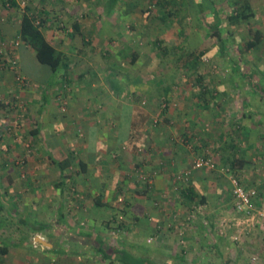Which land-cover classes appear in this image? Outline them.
Returning <instances> with one entry per match:
<instances>
[{
    "label": "rangeland",
    "instance_id": "obj_1",
    "mask_svg": "<svg viewBox=\"0 0 264 264\" xmlns=\"http://www.w3.org/2000/svg\"><path fill=\"white\" fill-rule=\"evenodd\" d=\"M18 1L20 10L17 7L4 5L0 0V100L7 103L6 110L0 109V240L15 242L10 246L12 255L5 257L0 254V264H20L25 262L26 257L30 258L29 255L32 256L30 259H34L36 254L27 248L25 240H31V243L36 244L37 242L32 238L37 230L49 235L52 229V226L43 225L41 226L43 230L36 229L32 221L34 217L32 213L35 212L27 208L42 197L40 193L34 191L36 186L30 183L38 182L34 172L38 166L49 163L41 162L49 149L29 133L31 125L40 119L38 111H35V104L30 103L31 99L35 101V98H38L37 107H40L41 103H45L42 96L49 95L51 101L45 109L50 107L58 116L63 115L64 124L68 123L72 132L82 140L86 136L83 128L87 122L96 121L100 127H106L107 139L113 140L117 136L123 143L121 145L125 143L116 152H109L108 155L115 160L120 157L125 163L127 161L125 157L130 154L126 150L127 145L132 143L130 138L132 131L129 133V129L133 127V123L131 118L127 117L129 106H137L139 110L136 119L140 129H136V123L133 130H135V140L140 139V143L146 140L149 134L150 137L155 138V141H161L165 137L162 136L163 133H168L172 141L188 143L187 137L183 135L184 130L178 129L174 132L167 130V132L161 131L160 126L171 127L172 120L184 122L183 119L188 117L187 114L206 112L204 110L215 107L219 100V105H222L225 101L221 99L223 93L231 96V100H226L230 106L264 110V93H256L252 89L250 79L245 76L246 73L253 72L256 82L264 86V0H201L204 2V12L208 20L212 23L218 21L222 23L223 37L228 44L227 58L220 56L215 38L201 18L199 0H183L181 8L174 7L175 15L168 17L165 22L159 19L158 10L161 9L158 6L159 0H121L122 2L110 16L104 12L105 0ZM247 2L251 7L246 12H252L253 15L237 20L236 23L230 22L229 16L234 11L242 10ZM25 6H30L40 18L46 19L44 28H47L45 33L49 39L56 44L61 43L60 47L64 45L65 48H69L65 51V55L70 66L61 68L56 76H51L49 80L51 84L49 81L44 84L37 83L22 72L21 64L26 72H37L35 56H33L35 61H32L27 54L22 53L20 59V50L26 45L17 36V31L21 12ZM169 8L172 9L171 6ZM80 19L83 21L84 36L90 42L85 44L82 50L77 48L81 42H84L82 35L71 37L73 32L71 26L75 20ZM99 26H101L100 30L97 29ZM90 28L92 32L89 31ZM182 32L188 34L186 39ZM256 32L261 33V42L252 50L245 51L244 44L253 38ZM155 40L165 48L184 43L197 54L204 52L200 55L201 65L198 71L192 72L187 69L186 55L177 62L178 57L166 54L163 49L155 45ZM68 41L73 43L70 47ZM124 48L123 52L129 55L132 50L138 53L135 63L121 55L120 51ZM129 48L131 50H128ZM14 59L17 60V64L12 67ZM201 73L205 76L203 86L212 80L209 85L206 84L210 92L204 97L198 96L200 87L196 82V78ZM165 87L170 89L172 96L167 115L163 113L166 102L162 94ZM152 93L156 96L159 93L160 97L150 98L149 95ZM210 96L215 97L214 104L208 103V106L202 104L207 98L210 99ZM75 106L83 109L79 111L80 116L74 118L71 110ZM35 112L37 115H34ZM69 114L71 118L68 120ZM165 115L167 118L164 117ZM196 118L200 117L196 116ZM118 119L120 123L122 120V123L116 128ZM145 128H149L150 132L145 131ZM60 130L65 135L70 132L66 128ZM101 134L104 137L106 133ZM139 148L144 154V150L146 151L144 145ZM108 149L111 150L110 147ZM194 151L197 157L201 154L212 157L213 154ZM73 152L75 153L74 150ZM144 156L146 154L141 157ZM31 158L34 162L30 165ZM215 161L218 164L217 158ZM193 162L194 160L191 164ZM254 165L255 170L252 172H255L256 179H261L260 173H264L262 172L264 159L259 162L257 158ZM77 168H80V165L76 160L68 173L72 174ZM141 169L138 171L142 172ZM217 169L224 172L222 167L218 166ZM184 170L187 169L183 168L181 172H175L179 176ZM142 174L141 178L144 179L147 173ZM74 183L75 181L69 183L72 196L77 199L76 201L84 200L82 190H78ZM248 186L258 187L255 184ZM263 188L264 186L260 189ZM236 217L234 210V214L224 221L227 225H221V222L215 224L217 233L225 235L230 232V236L236 235ZM176 221L174 219L169 225L173 230L180 224ZM259 226L264 228V224L259 223L249 232L253 233ZM247 235L248 233H245L240 239H233L239 254H242L238 264H264V243L260 240L262 234L259 235L260 238L258 235L255 237L256 241L253 244L245 245Z\"/></svg>",
    "mask_w": 264,
    "mask_h": 264
},
{
    "label": "crops",
    "instance_id": "obj_2",
    "mask_svg": "<svg viewBox=\"0 0 264 264\" xmlns=\"http://www.w3.org/2000/svg\"><path fill=\"white\" fill-rule=\"evenodd\" d=\"M97 29L100 30L101 26ZM89 31L92 32L91 28ZM47 39L64 53L69 49ZM83 46L86 45L81 42L77 48L82 50ZM22 53L35 61L33 49L28 46L22 48L20 59ZM36 65L37 72L33 73L26 72L21 64L22 72L37 83H47L52 76L51 68L38 59ZM168 94L171 100L170 92ZM42 97L45 103H41L40 107H37L38 98L34 97L35 101L31 99L30 103L35 104V111H38L41 120L31 125L29 133L33 129L39 131L34 137L49 149L44 153L46 156L41 154L44 156L41 162L49 163L38 166L34 172L38 182L30 183L36 186L34 191L42 197L27 208L35 212L32 213V221L36 229L43 230L42 225L52 226L49 235L37 230L33 241L40 236L51 245L25 240L27 248L36 255L34 259H30L32 256L29 255L30 258L26 257L25 262L20 264H238L242 254L237 250L234 235L230 236V232L226 236L218 234L214 226L218 222L227 225L224 221L234 214L233 175L238 176L243 185H247H244L246 188L252 184L258 186L259 204L264 205V188L260 189L264 186V173H260L261 179H256L255 172H252L257 158L259 162L264 159L263 109L230 106L226 100H231V96L223 93L221 99H225L226 104L219 105L220 100L217 99L219 103L211 109L206 108V112L187 114L184 122L172 120L171 127L160 126L161 131L184 130L188 143L183 144L170 140L168 133L162 134L165 137L161 141H155L149 134L140 143V139L135 140L133 129L136 126L133 125L129 129V133L132 131V143L127 145L126 150L130 154L125 157V163L120 157L115 160L108 155L125 143L121 145L123 143L117 136L113 140L107 139L106 127H100L96 121L87 122L83 128L86 136L82 140L67 123L70 114L65 125L63 115L58 116L50 107L45 109L51 101L49 95ZM149 97L157 99L160 94L156 96L152 93ZM5 104L0 109L6 110ZM129 108L127 117L133 123L138 107ZM82 109L75 106L71 114L74 118L79 117ZM36 112L34 115H37ZM118 121L116 128L122 123V120L121 123ZM233 122L239 125L238 133H232ZM60 128H66L70 135L63 134ZM136 129H140L138 123ZM145 131L150 132L149 128ZM102 132L106 133L104 137ZM142 145L146 148L144 154L139 148ZM69 147L71 150L68 151ZM193 151L208 155L213 153L212 156L218 160L216 166L222 167L224 172L217 167H203L193 169L186 178H179L177 171L192 168L191 163L197 158ZM49 152L57 161L69 157L73 162L82 161L84 166L72 174L66 169V176H63L61 168L49 158ZM234 156H243L246 160L242 167L232 169L227 165ZM29 162L31 165L34 159ZM140 168L142 172L138 171ZM144 171L148 175L146 180L141 178ZM74 181L77 189L82 190L84 200L76 201L72 196L69 183ZM192 214H195L194 219H189ZM174 219L180 224L173 230L169 225ZM249 233L245 236V245L253 244L260 234L264 243L262 226ZM10 255L12 252L9 249L5 257Z\"/></svg>",
    "mask_w": 264,
    "mask_h": 264
},
{
    "label": "trees",
    "instance_id": "obj_3",
    "mask_svg": "<svg viewBox=\"0 0 264 264\" xmlns=\"http://www.w3.org/2000/svg\"><path fill=\"white\" fill-rule=\"evenodd\" d=\"M1 1L4 5L10 6V7H15V8L17 7V9L20 7V2L18 0H1ZM121 2H122L121 0H105L103 7H104V12L106 13V15H109V16L112 15L115 12L116 8L118 7L119 3H121ZM158 3H159L158 4L159 8L161 7V9H162V10L161 9L158 10V13L160 15L159 19L161 21L165 22L168 17H170L171 15H173V16L175 15L174 7H176V9L181 8L180 5H182L183 0H159ZM198 4L200 7L199 13L201 15V18L203 19V22L205 23L208 30L211 32L212 37L215 38V43L219 48L220 56L227 58L228 44H227V40L223 37V31L221 29L222 23L219 21L215 22V23L210 22L208 20L206 12H204L205 11L204 2L199 0ZM169 6H171L172 9L169 8ZM250 7H251L250 3L247 2L245 4V6L242 8V10L234 11V13L229 16V21L235 22L237 20H241V19L251 17L253 15L252 12H246L247 10H250ZM168 8H169V10H168ZM19 10H20V8H19ZM21 13L22 14H21V19H20V26H19V29L17 31V36L21 39L22 43L24 45L28 46L29 48L33 49L34 54H35L36 58L39 60V62H41L42 64H45L51 68L52 76L53 75L56 76L61 68H68L70 66V64L67 62V56L65 55V53L58 50L47 39V37L45 35L44 26L46 23V19L40 18L32 10V8H30V6L23 7V10ZM71 27L73 28V32H71L72 38L74 36H76L77 34H81L84 43L85 44L90 43L88 40H86L87 38L84 36L83 21L81 19L75 20ZM182 33L186 39L188 37V34L186 32H182ZM261 37H262L261 33L256 32L254 37L249 39L244 44V50L250 51L253 48H255L261 42ZM155 45L157 47L163 49L164 52H166V54H169L170 56H177L178 57L177 62L180 59H182V57H184L186 55L187 56V61H186L187 69L192 71V72L198 71L199 65H201L200 55L201 54L203 55L204 52H200V54H197L194 49H192L188 44H184V43L179 44V45H173L171 47L165 48V47L160 45V42H156V40H155ZM128 50H131V48H129ZM123 51H125V48H124V50L120 51L121 55L123 57L130 58L131 62H133V63H135L137 61V58L139 55L136 51L132 50L130 55L128 53L123 52ZM251 74L246 73L245 76L250 79L252 89L258 94H261V92L264 93V86H262L260 83L256 82V80L254 79L253 72H251ZM204 77L205 76L201 73V75L196 78V82L200 87L199 88L200 92H198L199 93L198 96H202V97H204L207 93L210 92V88H208L206 86V84L209 85V82H212V80H209V82L204 84L205 86H203L202 82H205ZM49 84H51V81H49ZM169 92H170V89L168 87H165L164 93L162 94L163 100L166 102V105L163 109V113H165V114H167L169 111V106H168L170 103L169 98H168ZM210 97H211L210 99L207 98L206 102L203 101L202 104H204V105H208V103L214 104L215 97L214 96H210ZM0 106H6V104L2 100H0ZM136 111L139 112L138 109H136ZM136 115H135V118L133 119V125H136V123H137ZM165 118H167V117H165ZM235 125L236 126H232V133H238L239 132L237 129L239 127V125L238 124H235ZM37 133H39V131L37 129H33L31 134L36 135ZM48 155H49V158L51 159V161L53 163L57 164L61 168L63 176H66L65 175L66 169L69 170L75 162V161L73 162V160L70 159L69 157L57 161L53 157L51 152H49ZM212 157L215 160V157L214 156H212ZM245 161L246 160H244L243 156H240V157L234 156L233 159L228 160L229 164L227 163V165L231 166L232 169H235L238 167H242L244 165ZM79 165L84 166V163L82 161H80ZM9 215H10V211H9ZM12 243H15V242H13V241L10 242L8 240H2V241L0 240V254L6 255L9 251ZM13 245H16V244H13Z\"/></svg>",
    "mask_w": 264,
    "mask_h": 264
},
{
    "label": "built area",
    "instance_id": "obj_4",
    "mask_svg": "<svg viewBox=\"0 0 264 264\" xmlns=\"http://www.w3.org/2000/svg\"><path fill=\"white\" fill-rule=\"evenodd\" d=\"M17 44H19V41ZM12 63V67H15L17 60L14 59ZM203 167L214 169L216 167V161L213 157L199 155L195 159L192 168L186 172L180 173L179 178H186L191 174L193 169ZM147 178L148 175H145L144 179L146 180ZM231 179L233 184L232 194L234 200V210L237 214V233L234 235V239L238 240L241 235L248 233L257 224H264V205L259 204L260 194L256 188H246L240 178L236 175H233ZM194 215L195 214L189 215L188 218L194 219Z\"/></svg>",
    "mask_w": 264,
    "mask_h": 264
},
{
    "label": "water",
    "instance_id": "obj_5",
    "mask_svg": "<svg viewBox=\"0 0 264 264\" xmlns=\"http://www.w3.org/2000/svg\"><path fill=\"white\" fill-rule=\"evenodd\" d=\"M36 242H39L41 244H45V245H51L50 242L46 241L44 238L40 237V236H36L35 237Z\"/></svg>",
    "mask_w": 264,
    "mask_h": 264
}]
</instances>
